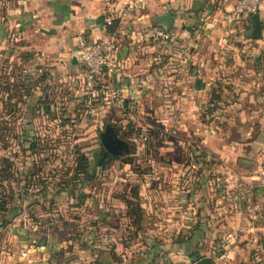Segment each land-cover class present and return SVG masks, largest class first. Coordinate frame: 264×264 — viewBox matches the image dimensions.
<instances>
[{"label": "crops", "instance_id": "1", "mask_svg": "<svg viewBox=\"0 0 264 264\" xmlns=\"http://www.w3.org/2000/svg\"><path fill=\"white\" fill-rule=\"evenodd\" d=\"M126 1L0 0V52L4 53L7 29L19 37L15 43L8 42L11 55L21 49L30 66L74 74L82 71L76 55L78 40L112 35L118 46L119 66L105 80L123 104L117 106L113 100L110 104L118 112L129 113L135 108L131 102L137 100L143 105L136 108L140 111L137 115L152 110L156 123L164 127L160 132L171 133L168 143L173 152L181 148L182 160L169 155L165 163L181 162L184 170L195 167L193 164L203 165L201 169L209 167L208 162L213 164L207 175H216L211 177L217 182V190L212 189L215 200L195 202L192 212L197 216L186 210L183 223L169 216L174 230L183 224L188 231L172 235L173 247L162 257L119 252L111 260L114 253L102 257L95 249L96 242L86 254L71 245V238L58 246L53 238L46 241L31 234L20 238L12 231L13 252L4 256L3 263L192 264L209 257L211 264H264V186L260 183L264 171V0L257 13L262 25L260 37L250 35L252 15L230 19L236 0H141L138 10L118 21L117 12ZM168 10L172 15L167 29L171 38L162 43L150 33L157 27L165 30L157 20ZM110 18L116 21L113 29L106 26ZM212 129L221 134L215 149L207 145L212 147L207 154L193 151L200 154L193 163V147L187 136ZM185 175L178 178L187 184L181 191L172 186L169 195L179 191L189 205L193 204V181ZM207 175L199 174L201 182ZM162 179L160 175L157 184ZM172 180L170 176L168 181ZM170 209L172 215L177 213ZM197 223L207 228L206 235L196 229ZM220 239L227 254L225 261L218 258L223 250L214 253L215 247L211 249ZM208 240L211 248L201 250L200 245Z\"/></svg>", "mask_w": 264, "mask_h": 264}, {"label": "rangeland", "instance_id": "2", "mask_svg": "<svg viewBox=\"0 0 264 264\" xmlns=\"http://www.w3.org/2000/svg\"><path fill=\"white\" fill-rule=\"evenodd\" d=\"M4 32L7 42L4 53L0 52V264L13 252L10 240L14 227L53 238L58 246L78 235L93 233L95 249L102 257L114 253L111 260L119 252L142 257H162L170 252V237L184 235L188 229L179 224L174 230L169 216L183 223L186 210L197 216L192 212L195 202L215 200L212 189L217 190V182L212 178L216 175H207L213 164L208 162L210 166L203 169V165L193 164L195 167L184 170V165L177 162L182 160L181 148L173 152L168 143L171 133L160 132L164 127L156 123L152 110L137 115L140 111L136 108L143 105L136 100L131 102L135 108L128 110L130 114L118 112L110 100L91 95L86 89L83 67L81 73L61 74L51 67L28 65L23 50L18 49L14 55L8 50V42L15 43L19 37L7 29ZM7 92L11 101H2ZM209 123L215 127L212 120ZM107 125L125 142L126 150L117 157L107 155L105 163L98 165L104 151L100 136ZM213 130L205 134L193 131L187 136L191 138L193 163L200 156L193 151L207 154L212 151L207 145L215 149L221 134ZM169 155L177 161L165 163ZM84 160L87 170L81 172ZM202 173L208 177L203 182L199 178ZM183 174L184 178L192 177L193 204L185 205V199L179 196L187 184V180L178 178ZM160 175L163 179L157 184ZM170 176L172 181H168ZM172 186L179 191L169 195ZM170 207L176 209L175 215ZM196 229L203 235L207 230L198 223ZM221 241L212 246L208 240L200 249L208 251L212 246L214 253L223 250L218 258L225 261L227 254Z\"/></svg>", "mask_w": 264, "mask_h": 264}, {"label": "built area", "instance_id": "3", "mask_svg": "<svg viewBox=\"0 0 264 264\" xmlns=\"http://www.w3.org/2000/svg\"><path fill=\"white\" fill-rule=\"evenodd\" d=\"M141 0H127L121 9L117 12V20L126 19L132 15L141 6ZM260 0H236L235 8L231 13L230 19L234 20L241 14L253 15L257 13ZM114 19H108L106 26H111ZM150 36L162 43L170 41L171 35L169 31L162 28H154ZM78 61L83 67V81L86 89L91 95L101 96L104 99L113 100L117 106H122V98L117 91L104 84L105 76L111 74L119 66L118 46L112 35L105 39L87 40L81 37L78 40L76 50ZM260 183L264 186V173L260 179ZM26 253L23 252L22 256ZM223 255H221V258Z\"/></svg>", "mask_w": 264, "mask_h": 264}, {"label": "water", "instance_id": "4", "mask_svg": "<svg viewBox=\"0 0 264 264\" xmlns=\"http://www.w3.org/2000/svg\"><path fill=\"white\" fill-rule=\"evenodd\" d=\"M158 23L165 27V30L172 24V15L170 10H168L163 16L158 20ZM262 33V25L257 13L252 15V27L250 30V35L252 37H260ZM102 146L106 153L111 154L112 156H119L123 150H126V145L123 140H121L117 133L111 126L105 127V132L101 134ZM212 259L209 257L200 258L192 264H211Z\"/></svg>", "mask_w": 264, "mask_h": 264}, {"label": "trees", "instance_id": "5", "mask_svg": "<svg viewBox=\"0 0 264 264\" xmlns=\"http://www.w3.org/2000/svg\"><path fill=\"white\" fill-rule=\"evenodd\" d=\"M116 21L113 20V23L110 27V29H113L114 26H115V23ZM12 87H16V83H13L11 84ZM8 92H7V98L6 99H2L3 100H10L11 101V97L8 96ZM12 96V95H11ZM15 106V104H14ZM9 108V107H6V109ZM122 133V131H121ZM124 134H122L123 136ZM31 146H34V144L32 145V141H31ZM105 151V150H104ZM107 155H109V153H107ZM80 158L84 159V157L81 155ZM107 157L103 155V152L100 154V159H99V162H98V165H103L106 161ZM81 172H86L87 170V162L86 160L82 161V164H81ZM3 226H6V224H4ZM15 234H17L20 238L22 237H25V235H34L33 237L36 238L37 236L35 235L34 232H29V231H26V230H23L21 227H14L11 229ZM42 239H45L47 241L48 237L46 236H41ZM93 238H94V234L92 233L90 236H83V235H78L77 237H73L71 238L72 241H71V245L74 247V246H78L80 248V250H82L83 253H86L88 254L91 250V246H92V242L94 243L93 241ZM75 248V247H74Z\"/></svg>", "mask_w": 264, "mask_h": 264}, {"label": "flooded vegetation", "instance_id": "6", "mask_svg": "<svg viewBox=\"0 0 264 264\" xmlns=\"http://www.w3.org/2000/svg\"><path fill=\"white\" fill-rule=\"evenodd\" d=\"M103 155L107 156V153L105 151H103ZM111 155V154H110ZM113 157H117V156H113Z\"/></svg>", "mask_w": 264, "mask_h": 264}]
</instances>
